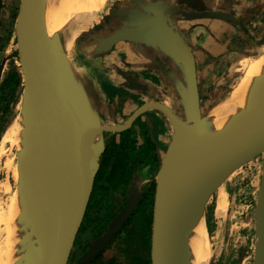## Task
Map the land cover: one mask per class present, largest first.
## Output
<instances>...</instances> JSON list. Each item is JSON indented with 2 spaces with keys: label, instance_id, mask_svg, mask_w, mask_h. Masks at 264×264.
<instances>
[{
  "label": "water",
  "instance_id": "obj_1",
  "mask_svg": "<svg viewBox=\"0 0 264 264\" xmlns=\"http://www.w3.org/2000/svg\"><path fill=\"white\" fill-rule=\"evenodd\" d=\"M175 7L153 4L146 7L147 13H139L123 27L82 33L77 41L81 40L84 51L79 53L80 59L77 55L72 62L60 29L49 30L48 18L56 9V0H21L17 40L24 63L19 115L24 125L22 205L32 203L42 210L25 264L68 263L106 149L107 135L128 128L140 114L150 110L161 113L171 128L156 174L153 264H187L196 217H205L206 204L219 179L228 168L235 170L258 155L262 156V175L256 206L254 264H264V73L241 81L204 112L195 53L169 22V12ZM188 15L231 17L217 11ZM122 41L158 46L175 61L182 74V79L175 78L179 106L147 101L124 124L115 121V116L110 117L108 110L106 114L101 111L95 97L97 89L87 80L81 61L87 56L105 54ZM125 79L130 81V87H141L128 76ZM233 98L237 103L230 108ZM44 171L52 174L46 184L38 180ZM141 197L142 194L128 202L105 236L76 264L91 263Z\"/></svg>",
  "mask_w": 264,
  "mask_h": 264
},
{
  "label": "crops",
  "instance_id": "obj_2",
  "mask_svg": "<svg viewBox=\"0 0 264 264\" xmlns=\"http://www.w3.org/2000/svg\"><path fill=\"white\" fill-rule=\"evenodd\" d=\"M124 1L127 3L123 4ZM172 1H177L179 5ZM157 3L177 5L169 12V22L186 37L194 50L202 101L208 97L210 102L217 103L221 97L214 94L215 89L227 83L229 84L225 85L224 89L229 86L232 88L237 80L232 84L231 76L236 75L241 69L240 61L251 58L247 51H253V48L264 44V0H181V2L179 0H117L102 24L107 29L114 28L118 17L125 18L123 24H126L139 13H147V6L151 7ZM191 7L193 11L190 10ZM183 11L184 16H182ZM209 11L222 12L231 18H190L188 15ZM116 14L117 16H114ZM103 26L101 30H105L102 29ZM123 58L126 59L122 67L118 66L119 70L133 78L136 77L138 82L143 83V88H124V90L129 89L127 93L134 99V109L147 101H164L170 105H180L175 89V78L182 79V74L175 61L157 46H142L140 43L122 41L105 54L89 58L87 56L81 61L87 80L97 89L95 97L103 113L106 114L105 107L108 101L117 98L116 94L112 95L108 86L115 90L118 86L113 80L103 79L105 80L103 81L97 76L98 66L105 62L122 61ZM155 58L159 67L155 68L156 70L153 69L156 66L149 65V61ZM257 58L251 60V63ZM145 64L150 67L147 71L146 68L143 69ZM120 77L119 80L122 81L123 78L121 75L118 78ZM148 114L161 119L162 122H167L158 111L150 110Z\"/></svg>",
  "mask_w": 264,
  "mask_h": 264
},
{
  "label": "rangeland",
  "instance_id": "obj_3",
  "mask_svg": "<svg viewBox=\"0 0 264 264\" xmlns=\"http://www.w3.org/2000/svg\"><path fill=\"white\" fill-rule=\"evenodd\" d=\"M3 1L4 7L2 8V10H0V24L3 25L2 31L6 33V38L5 40L3 39L5 46L0 51V125H4L5 130L7 125L14 117L19 104H22L23 100V87L21 85L15 87L13 80H10L7 84L5 80L11 73L17 74L15 79L19 78L20 76H22V78L24 79V63L22 62L20 53L18 51L19 45L17 40V24L20 13L21 0ZM116 1L117 0H110L109 2L107 1L108 5L103 10L102 16L99 21H102V19L109 14L111 7L116 3ZM95 25H97V23ZM94 26L90 29V31L94 28ZM11 29L12 36L11 39L8 40V33ZM106 30L107 28L105 29V31ZM81 51H84V48L81 44V40H79L76 42V53L74 55L75 58L78 55V59H80L79 53H81ZM247 52L250 53L251 58H246L240 61L241 69L238 70V73L236 75L231 76V78H233L232 84L237 80L235 83V85H237V83L246 73L248 67L252 64L251 60L264 53V44L260 47L253 48V51ZM122 65L123 61L119 60L113 63L105 62L98 66L99 71L96 72V75L101 77L102 80L106 79V81L113 80L114 82H117L118 88L116 90L113 87L108 86L109 91L112 93V95L116 94L117 98L109 100L107 103L108 109L107 107L105 108V110H108V113L115 117L119 115L117 113L118 109V112L121 113L125 104L128 102L131 103L128 93L126 92V90H124V88L127 87H124V85H122L118 78V66L122 67ZM115 67H117V69H115ZM81 68L84 69V67ZM103 68L107 70H104ZM230 80L232 81V79ZM228 84L229 83L225 85ZM225 85L215 89L214 94L218 95V97H221V99L227 94V91L231 89L230 86L225 87L224 89ZM214 104L216 103L210 102L208 97L207 99H204L202 101L204 112L208 111ZM131 111H133V107L127 109V111L125 112L126 115H128L127 113H130ZM153 120L154 134L153 132L152 134L157 143L158 155H163L167 143L171 137V128L167 122H162L161 119L157 117L153 116ZM4 130L2 131V134ZM17 162L19 169H22L21 154L18 155ZM1 166L0 192L4 188V185H11L14 182L13 173L11 174L10 171L4 168L3 164H1ZM233 169L234 168L232 167L227 169V174L229 177V179L227 180L229 203L226 215L222 218L224 220H222V228L220 230V234L219 231H217L218 222L215 218L216 216L214 213L217 185L215 187V191L210 196L205 208V221L207 224V230L209 232L213 248L216 252V261L214 263L254 264L257 244L256 206L262 175V156L258 155L253 159L246 161L239 167L235 168V170ZM157 171L158 169L156 168L148 173L144 182H155Z\"/></svg>",
  "mask_w": 264,
  "mask_h": 264
},
{
  "label": "flooded vegetation",
  "instance_id": "obj_4",
  "mask_svg": "<svg viewBox=\"0 0 264 264\" xmlns=\"http://www.w3.org/2000/svg\"><path fill=\"white\" fill-rule=\"evenodd\" d=\"M172 2L176 3L177 1ZM126 3L127 1L123 2V4ZM177 4L179 5L178 2ZM114 8H112V10ZM190 10L193 11L192 7ZM190 10L188 11L190 12ZM182 16H184V11ZM104 19L105 18L94 26L92 32L101 31ZM124 20L125 18L120 19V17H118L116 22L117 25L111 29L114 30L115 28L125 26V24H123V22H125ZM104 28L105 26H103L102 29ZM107 30H110V28ZM176 30L179 31L178 29ZM179 33L186 39L180 31ZM135 43H140L142 46L152 45L142 41ZM125 59L126 58H123L122 61L125 62ZM156 59L157 58L149 61L151 67H153L152 65L156 66L153 67V69L159 68L157 67L158 63ZM146 66L147 64L143 65V69L146 68L147 71L150 67ZM120 75L121 74H119V76ZM121 76L123 79L122 81L120 80V82L127 88H130V81L125 79V76H128L129 79L137 80L136 77L133 78L126 73ZM119 79H121V77ZM138 83L141 87L134 88H143V83ZM128 90H126V92L129 93ZM129 98L131 103H126L121 113L118 112L119 109L117 110L119 115L115 117V121L118 123H126L133 112L139 107L134 109V99L132 96H129ZM131 107H133L134 110L126 115L125 112ZM153 124V115L144 112L140 114L128 128L118 132H110L107 135L106 149L102 156L93 191L67 264H76L81 256L96 245L108 232L111 222L123 211L128 202L140 194H142V197L137 207L89 264H152V229L151 232L148 230L147 223L141 216L137 220L134 219L140 213L143 201L146 195L150 194L152 188H154L153 194L155 195L156 181L149 183L144 182L147 174L156 169L158 165L159 155L157 143L153 137ZM109 147L113 149V153L108 161L105 174L100 177V183L97 185L98 176L104 162L103 160H105L104 154Z\"/></svg>",
  "mask_w": 264,
  "mask_h": 264
},
{
  "label": "bare ground",
  "instance_id": "obj_5",
  "mask_svg": "<svg viewBox=\"0 0 264 264\" xmlns=\"http://www.w3.org/2000/svg\"><path fill=\"white\" fill-rule=\"evenodd\" d=\"M107 1L110 0H56V9L49 14L48 18L49 30L53 32L60 29L63 46L69 53L72 62L75 61L77 38L99 22L103 10L108 5ZM263 73L264 53L248 67L237 85L241 81L244 82ZM236 103L237 99L233 98L228 106L231 108ZM21 106L22 104H19L0 141V169L3 164L4 168L14 175V182L11 185H4L0 192V264H25L32 239L36 233L35 224L42 213V210L34 208L32 203L22 205L21 169L17 162L18 155H22L24 151L21 136L24 125L19 116ZM51 177L50 172L44 171L38 176V180L46 184ZM228 179L226 171L217 183L214 213L218 222L217 231L219 234L222 220H224L222 218L226 215L229 203ZM45 191L42 190L43 193ZM215 258L216 252L207 230L205 217L198 214L186 263L214 264Z\"/></svg>",
  "mask_w": 264,
  "mask_h": 264
},
{
  "label": "trees",
  "instance_id": "obj_6",
  "mask_svg": "<svg viewBox=\"0 0 264 264\" xmlns=\"http://www.w3.org/2000/svg\"><path fill=\"white\" fill-rule=\"evenodd\" d=\"M3 7H4V1L0 0V10H2ZM2 27H3V25L0 24V41H1V43H0V51L5 46L4 45L5 44L4 40L6 38V33H4L2 31ZM2 34H3V36H2ZM11 36H12V29L8 33V40L11 39ZM16 75H17L16 73H13V74L11 73L6 78V80H5L6 83L8 84L10 80H13L14 81L13 83H14L15 87L16 86H20V85L23 87V78H22V76H20L19 78L15 79ZM3 130H4V125H0V141H1V138L3 136V134H2ZM112 153H113V149H111L109 147L107 149L106 153L104 154V159L105 160H103L104 162H103V165L101 167L100 174L98 176L97 185H99V183H100V181H99L100 177L104 176V174H105L106 168L108 166V161H109ZM159 165H160V159L158 157L157 169L159 168ZM153 193H154V188L151 189V192H150L149 195H146V197H145V199L143 201V205L141 206L140 213L134 219V220H137L140 216H141L142 219L144 218V220L147 223L148 230L151 232V229H152V233H153V205H154V194ZM152 264H153V261H152Z\"/></svg>",
  "mask_w": 264,
  "mask_h": 264
}]
</instances>
